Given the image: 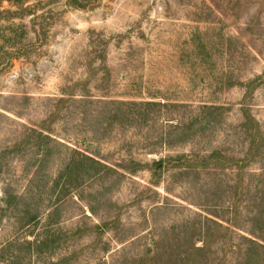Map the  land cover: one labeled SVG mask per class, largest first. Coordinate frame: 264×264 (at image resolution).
I'll list each match as a JSON object with an SVG mask.
<instances>
[{"label":"rangeland","instance_id":"374dc122","mask_svg":"<svg viewBox=\"0 0 264 264\" xmlns=\"http://www.w3.org/2000/svg\"><path fill=\"white\" fill-rule=\"evenodd\" d=\"M169 248L264 264V0H0V264Z\"/></svg>","mask_w":264,"mask_h":264},{"label":"trees","instance_id":"16d2710c","mask_svg":"<svg viewBox=\"0 0 264 264\" xmlns=\"http://www.w3.org/2000/svg\"><path fill=\"white\" fill-rule=\"evenodd\" d=\"M251 150V149H250ZM94 160V159H93ZM95 161V160H94ZM40 221V217L35 215V216H32L28 221H27V224H30V223H33V222H38ZM198 249L197 250H202L203 247H197ZM169 251H166V252H161L158 257L164 255V254H167L168 257H171L173 259V261H176L175 264H200V262L198 261V259H195L194 257H192L190 254H183V253H180L178 251H175L173 250L172 248H169ZM138 256V253L136 254H133V256L131 257V259H134ZM137 261L139 262V258L136 260V263ZM126 263V262H125ZM125 263H119L118 261H114L113 264H125ZM135 263V264H136ZM172 264V262L170 263Z\"/></svg>","mask_w":264,"mask_h":264}]
</instances>
